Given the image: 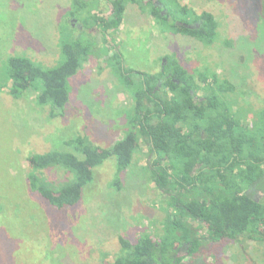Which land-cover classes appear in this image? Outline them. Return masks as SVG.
<instances>
[{
  "label": "rangeland",
  "instance_id": "obj_1",
  "mask_svg": "<svg viewBox=\"0 0 264 264\" xmlns=\"http://www.w3.org/2000/svg\"><path fill=\"white\" fill-rule=\"evenodd\" d=\"M169 1L178 8L185 5L189 12H213L218 21L213 43L163 32L171 21L156 23L127 0L120 29L111 30L108 37L122 54L123 65L157 73L167 56H176L191 73H206L208 87L214 88L212 73H216L219 81L228 80L235 87L233 92H222V96L243 121L254 127L264 108V0ZM82 3L0 0V201L4 205L0 212V264L110 263L122 251L120 236L133 241L144 232L162 236L168 232L169 215L177 211L173 197L156 186L148 168L154 155L144 142L132 164L121 173L114 156L98 165L94 180L83 188L82 199L72 207H52L31 188L28 179L24 181L31 154L55 149L77 153L65 141L79 134L108 148L129 129L126 110L133 104L134 88L131 91L124 86L113 70L114 61L103 60L107 48L102 45L100 30L95 26L82 29L84 19L91 24L95 15L107 16L111 5L108 0H86V7L81 8ZM72 10L75 17L70 16ZM174 17H180V13ZM79 34L84 38L90 34L96 48L69 77L70 99L62 114L52 117V105L38 103L36 96L42 89L39 81L20 99L9 94L5 86L9 56L25 55L45 68H53L64 60L62 43ZM196 78L200 82L197 74ZM44 172L57 182L75 178L74 173L60 167ZM118 179L121 188L115 185ZM188 223L198 234H206L197 222ZM236 239L215 244L206 241L195 258L187 261L264 264V242L244 236ZM181 252L186 253V249Z\"/></svg>",
  "mask_w": 264,
  "mask_h": 264
},
{
  "label": "trees",
  "instance_id": "obj_2",
  "mask_svg": "<svg viewBox=\"0 0 264 264\" xmlns=\"http://www.w3.org/2000/svg\"><path fill=\"white\" fill-rule=\"evenodd\" d=\"M74 1H82L81 8L86 7V0ZM108 1L111 12L107 16L95 15L91 24L84 19L82 29L95 26L100 30L102 45L107 48L103 60L114 61L113 70L124 86L131 91L134 88L133 104L126 110L129 129L108 148L94 144L83 134L66 140L82 157L58 149L31 154L27 157L30 169L24 181L28 179L31 188L52 207H72L82 199L83 188L94 180L98 165L114 156L121 173L132 164L144 142L154 155L148 168L156 186L173 197L177 211L169 215L168 232L162 236L144 232L134 241L120 236L122 251L104 264H191L187 260L195 258L206 241L244 236L264 242V108L260 119L250 127L222 96V92L234 91L232 83L219 81L218 75L212 73L216 88L208 87L206 73L195 71L200 77L198 82L196 74L176 56H167L157 73L126 68L122 54L108 37L111 30L120 29L127 0ZM128 1L137 4L156 23L171 21L163 32L182 33L210 44L216 37L218 21L211 11L189 12L185 5L178 8L169 0ZM147 6L150 10H146ZM178 12L180 17L173 19ZM70 16L75 17L76 11H70ZM88 35H74L72 40L63 42L64 60L53 68H45L25 55L9 56L5 77L9 94L20 99L39 81L42 89L37 91L38 103L51 104L52 117L62 114L70 99L69 77L77 73L96 48V42ZM134 74L140 79H134ZM58 167L74 173L75 178L57 182L44 172ZM119 183L120 179L115 183L117 188H121ZM250 187L252 191L247 192ZM3 207L0 201V212ZM188 221L197 222L206 234L191 229ZM182 248L186 253L181 252ZM196 262L199 264V260Z\"/></svg>",
  "mask_w": 264,
  "mask_h": 264
},
{
  "label": "flooded vegetation",
  "instance_id": "obj_3",
  "mask_svg": "<svg viewBox=\"0 0 264 264\" xmlns=\"http://www.w3.org/2000/svg\"><path fill=\"white\" fill-rule=\"evenodd\" d=\"M251 191H252L251 187L248 188L247 192H251ZM227 239H231V238H227ZM237 239H238V238H237ZM237 239H236V240H237ZM233 240H235V238H234ZM221 242H222V240H219V241H213V240H210V241H208V244H210V243H211V244H215V243H221ZM203 247H205L204 244L200 246V250H199V251H201Z\"/></svg>",
  "mask_w": 264,
  "mask_h": 264
}]
</instances>
